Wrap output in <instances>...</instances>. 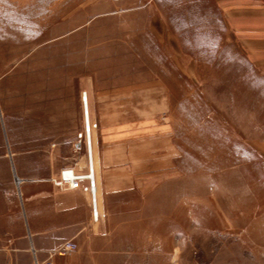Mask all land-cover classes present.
I'll return each instance as SVG.
<instances>
[{
    "label": "rangeland",
    "instance_id": "obj_1",
    "mask_svg": "<svg viewBox=\"0 0 264 264\" xmlns=\"http://www.w3.org/2000/svg\"><path fill=\"white\" fill-rule=\"evenodd\" d=\"M226 15L0 0V206L12 166L32 186L86 171L87 91L102 206L87 192V252L56 264H264V8Z\"/></svg>",
    "mask_w": 264,
    "mask_h": 264
},
{
    "label": "crops",
    "instance_id": "obj_2",
    "mask_svg": "<svg viewBox=\"0 0 264 264\" xmlns=\"http://www.w3.org/2000/svg\"><path fill=\"white\" fill-rule=\"evenodd\" d=\"M212 2L225 15L229 14L235 5L244 11L264 8V0H237L236 3L232 0H212ZM13 174L18 178V184ZM12 175L17 192L13 197L9 192L7 198L4 197L5 203L0 206V264H32L34 257L44 260L62 242L69 239L77 245L74 254L77 255L83 249L87 252V192L60 187L54 183L58 176L52 178L53 186L49 187L39 182L32 186L26 179L16 175L13 166ZM61 188H64L69 197V217L74 218L68 235L63 234L62 238L61 210L64 208L65 200L59 194ZM17 194L20 199L16 203L14 200ZM52 260L56 264L60 257L53 255ZM68 263L73 264L74 261L68 260Z\"/></svg>",
    "mask_w": 264,
    "mask_h": 264
},
{
    "label": "built area",
    "instance_id": "obj_3",
    "mask_svg": "<svg viewBox=\"0 0 264 264\" xmlns=\"http://www.w3.org/2000/svg\"><path fill=\"white\" fill-rule=\"evenodd\" d=\"M81 100L83 104V109H84V114L85 116L87 115V109H86V99H85V93L81 95ZM86 127L84 131V126H83V134L80 136L83 137V142L85 144V141L87 142V150H86V155L88 153L89 159H90V145L89 144V128L88 124L86 121ZM86 138V140H85ZM83 144V145H84ZM85 146V149H86ZM87 157V156H86ZM87 159V158H86ZM87 170V168H86ZM91 171V168H90ZM54 183L59 185L60 187H65V188H71V189H80L83 192H88V194L92 196L93 202H95V192L93 189V181L87 179V177L84 178L83 172L81 170H77L75 167H69V168H64L60 171L58 174L57 179L54 180ZM94 208V207H93ZM95 217L97 216V213L95 211ZM77 249V245L74 241L72 240H66L60 244V246L54 250L52 253L49 254V256L44 259V260H38L37 258L34 257L32 264H54L52 260V256H58V257H65L69 256L72 252H74Z\"/></svg>",
    "mask_w": 264,
    "mask_h": 264
},
{
    "label": "bare ground",
    "instance_id": "obj_4",
    "mask_svg": "<svg viewBox=\"0 0 264 264\" xmlns=\"http://www.w3.org/2000/svg\"><path fill=\"white\" fill-rule=\"evenodd\" d=\"M85 93V99H86V109H87V115L85 116L84 112H83V126H84V131H85V127H86V121H87V126L89 128V144L90 145V159L87 153V159H86V168L87 170L85 172H83L84 178L87 177V179L92 180L93 181V189L95 192V202H93L94 199H92L91 194L89 195L90 198V203H91V207H92V212H93V207L95 208L96 213L99 212L100 213V209L102 206V201H101V189L99 187V185L97 184V165H98V161H97V156H96V152H95V138H94V130L91 129V122H90V117H89V108H88V96L87 93ZM86 140V138H85ZM87 142L85 141V146H86ZM86 150H87V146H86ZM88 151V150H87ZM91 168V171H90ZM96 169V170H95ZM98 216V213H97Z\"/></svg>",
    "mask_w": 264,
    "mask_h": 264
},
{
    "label": "water",
    "instance_id": "obj_5",
    "mask_svg": "<svg viewBox=\"0 0 264 264\" xmlns=\"http://www.w3.org/2000/svg\"><path fill=\"white\" fill-rule=\"evenodd\" d=\"M14 175V174H13ZM14 178H15V182H16V184H18L19 183V180H18V178L14 175Z\"/></svg>",
    "mask_w": 264,
    "mask_h": 264
}]
</instances>
